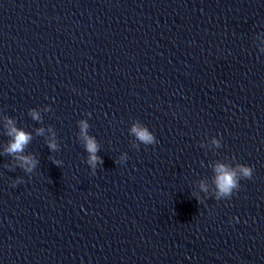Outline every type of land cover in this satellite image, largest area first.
Listing matches in <instances>:
<instances>
[{
  "label": "clouds",
  "instance_id": "1",
  "mask_svg": "<svg viewBox=\"0 0 264 264\" xmlns=\"http://www.w3.org/2000/svg\"><path fill=\"white\" fill-rule=\"evenodd\" d=\"M30 115L33 119H39V115L36 111H31ZM7 122L5 124V128L7 130V135L11 137V140L5 149L8 154L15 155L16 158L20 161V167L23 168L26 172H31L37 164V161L32 156L20 155L23 153L26 145L31 140V135L25 132L22 129H19L15 126V122L6 118ZM88 125L84 122H81L82 132L86 130ZM133 134L137 137L139 141L142 143L149 145L154 142L153 135L144 127L139 125H134L131 129ZM43 130H38V134H42ZM86 141V150L89 153L88 164L95 168L96 164L99 162V157L96 155L98 151V145L95 140L87 135L84 136ZM215 143V141H214ZM49 148L52 150L56 149V144L54 141L49 142ZM215 176V185L217 188V198L220 197H230L233 193V190L239 189L240 179H251L253 176V167L240 164L237 165L236 168H231L224 164H217L214 169ZM21 183V181H16L15 184ZM201 188L206 190L205 185L201 184Z\"/></svg>",
  "mask_w": 264,
  "mask_h": 264
}]
</instances>
